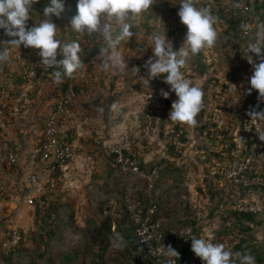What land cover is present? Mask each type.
<instances>
[{
	"label": "rangeland",
	"instance_id": "1",
	"mask_svg": "<svg viewBox=\"0 0 264 264\" xmlns=\"http://www.w3.org/2000/svg\"><path fill=\"white\" fill-rule=\"evenodd\" d=\"M68 2L69 0H65V4ZM46 3L47 0H38L37 3L33 4L30 17L34 19L31 22L29 17L27 26H32L43 18L41 13ZM197 4L198 6L211 7L214 0H197ZM179 7L178 0H154L152 6L142 14L139 22L130 29L133 35L128 42L121 45L122 51L126 53L125 59L128 68L123 72L114 69L109 73H105L102 70L98 54L103 42L99 34H94L95 38H92V35L87 33L77 34L68 26L70 20L68 18L75 14V7L65 8V11L61 14V24H58L59 26L56 24L59 17L52 16L53 22L60 29L57 32L65 34V38L71 37L70 40L78 39L81 45L82 66L72 78L64 77L62 82H55L51 73L55 70L54 67L50 72L44 71L40 67L39 72L36 71V75L34 73L30 75L29 70L31 68L41 66V57L38 55V50L31 47L25 48L23 45L19 49L10 48L9 59L0 62V90L5 89L8 93L6 106L8 129L19 136L18 144L10 142L9 145L13 149L16 146L21 147L22 162L28 161L32 157L33 150L37 146V140L43 130L44 119L49 111L55 107L59 96L62 92H67L69 88L76 91L74 89L75 85H78L79 88L76 91L77 99L73 105V115L65 121L63 127L72 140L74 139L70 135L73 136L74 131L79 130L80 135L75 137V140L76 138L78 140V142L76 140L77 154L84 152L83 155L87 158V161L94 160L98 163L99 156L95 154V151L88 150L87 141L89 136L91 137L88 142L92 145V140L97 134L110 137L109 132L116 131L120 124H124L128 130H136V126L143 121L142 115L145 116L144 93L153 89V84H149V87L143 85L142 81L137 78L136 72L132 73L129 70L136 68V71L147 72L145 61L151 56L152 50L151 47L145 48L144 46L147 43L148 36L154 31L165 29L167 37L173 43V47H180L187 29L180 22L177 14ZM210 9L218 18L215 25L218 33L217 41L212 48L204 49L195 56H190L181 71L187 79L199 86L203 92L204 106L195 119L196 123L200 119L201 122L208 120L209 123L215 124L211 125V129L209 128L212 136L207 137L204 132L194 128L196 123L189 125L191 129H189L188 141L179 146L181 151L177 158L175 157L174 164L170 162L171 164L166 166L162 165L158 180L155 182V189L149 193L152 194L150 199L159 201V211L163 212L166 218L162 226L164 236L170 226L173 225L172 227L175 229L182 226L176 227L175 224H181L178 218L190 215V211L186 209L187 207L197 208V210L203 208L205 218L209 219L205 229L211 236L212 242L224 243L231 252L237 253L234 245L237 241L238 236L236 235L239 233L240 226L231 224L226 214L207 217L208 209L210 207L211 209L216 208L220 201L216 197H210L211 199H209L211 193L208 191L206 183L208 181L206 179L208 177L214 178L217 181L215 186L218 189L219 186L223 185L221 174L224 166L230 160V154L227 150H230L229 143L233 136H221V127L224 122L232 123L230 116L240 113L245 108L246 92L244 88L246 85L243 83L248 80L251 65L247 56H252V52L245 53L246 45L244 41H240L238 31L228 23L224 16L222 17L212 8ZM1 32L4 34L2 29ZM0 40L7 41L10 39H7L4 34V36L0 35ZM140 49H143V51H139ZM66 82H69V87L65 91L63 84ZM162 86L163 82L159 81L154 87L156 90H161ZM163 89L166 90V88ZM236 93L240 96L239 101L230 103V96ZM176 98L175 95L173 100ZM164 100L167 101V98H164ZM113 102L117 104L115 110L110 107ZM170 103L172 104L171 101ZM169 112L170 110L161 111L163 121L165 120L161 126L162 129L163 126L165 129L168 127ZM134 120L137 123H134ZM145 124L146 116L144 117V123L138 128L140 133H143L142 130ZM223 137L226 138L225 141L221 140ZM159 139L165 141L164 138ZM166 141L171 143L168 138H166ZM79 143H82L84 148H81L82 146ZM145 145V153H157V143H151V145L147 143ZM226 148L228 149L224 150ZM105 163L106 166L109 165L107 160ZM97 168L99 167H94L92 172L90 170L86 171V174H92V183L86 182L90 198V201L87 202V204L89 203L87 205L89 214L86 222L89 226L88 231L81 230V233L78 232L71 223L74 218L72 206L67 205V201L64 203L56 201V208H54L56 220L63 222L62 226L64 227L59 231L57 239L63 241L62 243L65 241L72 244V242L85 241L86 236H90L88 239L94 238L93 240L97 245L95 251L93 250L94 254L96 257H98V253L102 254L100 258L96 259V263L100 260H108L109 263L107 264H150L145 258L142 259L141 256H134V254L124 262L122 247L125 232L113 231L118 220L123 217L121 203L124 202L125 191L134 190L135 192L137 189L133 186L138 184L137 187L140 189L145 186V183L142 180L134 179L131 174L121 172L119 168H114L112 165H109L107 169L108 175L98 180ZM6 174L8 188L5 192L0 191V235L5 228L16 225L28 238L32 237V242L28 245L30 247L28 251L33 252L32 256L38 258L37 251H39L40 243L41 241L44 242V239L41 240L42 237L34 234L36 229L40 230L38 225L41 222L36 217L35 207L29 205L26 201L28 190L26 188V171L24 167L15 166L12 169L10 168ZM262 176L264 177V173H262ZM261 201L264 203V197L261 198ZM150 202L151 200L149 202L143 201L146 205ZM101 222L104 227L110 222L111 229L107 230L106 227H102L97 231ZM253 227V231L245 234L246 237L249 240L251 236H255L258 240L263 239L264 210L259 215L258 222L253 224ZM82 228H85V226H82ZM100 242H105L108 248L100 249ZM44 249L43 252L47 251V247ZM183 250H187L188 264H190V260L200 262V258L194 254L191 247L182 248L178 252V259L180 256V259H182L181 253ZM20 251L13 254L10 259L11 263H31V259L27 255L28 251L23 250V248ZM248 251L250 250L247 249L246 252ZM258 251L261 254L264 253V244L258 248ZM119 260L120 263H118ZM35 262L38 264L39 258Z\"/></svg>",
	"mask_w": 264,
	"mask_h": 264
},
{
	"label": "clouds",
	"instance_id": "2",
	"mask_svg": "<svg viewBox=\"0 0 264 264\" xmlns=\"http://www.w3.org/2000/svg\"><path fill=\"white\" fill-rule=\"evenodd\" d=\"M38 0H0V29L11 37L10 40H0V62L7 61L10 48H34L41 57L40 64L44 69L55 66L52 77L60 83L64 77L72 78L82 66L81 45L78 39L62 42L57 39V25L52 16L60 17L65 11V0H47L42 10V19L32 26H27L30 10ZM154 3V0H76V11L71 16L68 26L77 34H99L103 42L98 57L102 70L109 73L112 70L125 71L126 53L121 45L127 43L133 35L132 29ZM180 5L178 16L186 26V33L179 48H174L167 37L166 30L154 31L148 38L145 48L151 47L152 54L145 61L147 76L142 77L143 85L149 87L151 80L161 77L169 85V90L161 89L160 93L168 98L174 92L176 99L172 102L168 120L181 124L194 125L195 117L203 108V92L199 86L187 79L181 71L190 56H195L204 49L212 48L217 41L215 25L218 18L208 6H198L197 0H178ZM103 21V22H102ZM245 31L249 26H241ZM6 45V46H5ZM139 51H143L140 49ZM256 53V59L247 56L252 66L249 78L250 87L258 90V98L264 100V23L257 25L255 39L247 43L245 53ZM59 55V59L57 58ZM257 60L259 62H257ZM136 68L129 70L136 72ZM230 103H237L238 93L230 96ZM117 108L116 102L110 106ZM251 120H264V111H251ZM259 138L264 140V128L256 130ZM191 237V250L203 264H254L250 254L233 253L224 243H213L207 229L199 236ZM158 252L168 258L166 264H171V258L179 253L171 246H165Z\"/></svg>",
	"mask_w": 264,
	"mask_h": 264
},
{
	"label": "built area",
	"instance_id": "3",
	"mask_svg": "<svg viewBox=\"0 0 264 264\" xmlns=\"http://www.w3.org/2000/svg\"><path fill=\"white\" fill-rule=\"evenodd\" d=\"M225 13L232 19L240 17L241 26L247 24L248 30L243 28V35L246 43L255 39L257 25L264 23L262 18L251 11L248 0H229L225 7ZM257 54L253 57L256 59ZM59 57V55H58ZM257 62H259L257 60ZM251 72L253 71L251 66ZM36 75L35 69L29 71ZM33 75V76H34ZM136 76L142 81V77L147 76V72L137 71ZM157 81L163 82V88L169 90L161 77H157L150 81L155 86ZM146 102L145 116L146 124L142 132L137 133L138 140L142 143L146 136L151 137L152 143H157L160 147L161 157L164 158L168 154L166 144L156 136L163 120L161 114L167 105L160 90L155 88L144 93ZM175 93L171 92L169 99L173 102ZM77 99V94L73 89L67 91V95L56 101L55 107L51 109L45 120V129L42 130L37 140V146L33 150L32 156L34 160L36 156H40L43 164H38V168L27 176V182L31 184L29 195L26 201L29 205L36 204L39 210L45 206L46 197L54 200L56 190L63 181V175L69 170L70 159L73 157L77 144L74 140L68 138L66 129L63 127L65 121L73 115V105ZM264 100L256 96V103H246L245 108L238 113V116L232 114L230 116L232 123L224 122L222 129L226 130L233 136L235 145L228 150L230 160L223 168V185L220 193V205L234 212L242 213H259L264 210V203L261 198L264 196V177L262 176V168L260 163L264 158V140H261L256 132L257 128H263L260 120H251L249 113L251 111H262L261 106ZM7 106V92L5 89L0 90V133L3 132L5 126L4 111ZM167 136L169 129L162 130ZM182 132V130H181ZM252 133V134H250ZM250 138V142L245 143L244 139ZM155 141V142H154ZM94 146L101 150H105L106 158L111 165L119 166L123 171L128 172L134 179L142 180L149 190L155 186V182L159 175L157 164L151 167L143 166L142 157L134 147L131 135L126 130H121L118 136L112 141L96 138ZM18 160L16 152L10 147L7 140L0 138V164H12ZM33 163H37L33 161ZM61 172V173H60ZM135 183V182H134ZM138 184L133 186L137 189L135 192L131 190L124 195L127 212L130 214L132 224L136 228V237L138 240V251L145 249L148 252L150 264H163L162 257L164 255L158 252L159 249L171 245L177 249V245L186 242V239L192 234V226L184 225L178 229L170 228V233L175 234V238H168L162 234V221L166 218L163 212L159 211L157 201H152L146 205L138 195ZM8 188L6 179L0 173V191L5 192ZM123 214L124 211L121 210ZM160 214V215H159ZM1 235L6 238L9 247L18 245L22 239L20 230L16 225L8 227L1 231ZM175 263V257L171 258ZM195 264H203L196 262Z\"/></svg>",
	"mask_w": 264,
	"mask_h": 264
},
{
	"label": "trees",
	"instance_id": "4",
	"mask_svg": "<svg viewBox=\"0 0 264 264\" xmlns=\"http://www.w3.org/2000/svg\"><path fill=\"white\" fill-rule=\"evenodd\" d=\"M202 1H205V0H202ZM228 1L229 0H214V4H211L210 8H212L214 11H216L222 17L224 16L226 18V20L228 21V23L235 30L238 31V35H239L240 41H242V42L244 41L245 45H247L246 38L243 35V29H242L241 24H240L241 18L237 17L235 19H232L225 13L224 7H225V5H226V3ZM248 2L250 4V6H251V11L253 13L258 14L262 18V20L264 21V0H248ZM75 11H76V7H75ZM30 19H31V22H32L34 18L30 17ZM56 24H57V22H56ZM58 29H57V31H58ZM0 35L4 36V34L1 32V29H0ZM6 37H7V39H11V37H8V36H6ZM91 37L95 38V35L93 34ZM56 38L60 39L62 42L69 41L71 39V37L70 38H68V37L65 38V34H63V33L59 34V32H58V36ZM255 55H256V53L252 52V57H254ZM57 58L59 59L60 57H57ZM40 67H41L42 70L47 71V72L52 71L53 67L55 68V66H53V67H49L48 69H44V67L41 65L38 68H36V66H35L34 69L35 70L37 69L36 71L39 72V68ZM136 73H137V71H136ZM248 73H249L248 80L247 81L245 80L246 82L243 83L244 85H246L245 88H244V91L246 92L245 104L248 103V102H251L252 104H255L256 103V96L258 95V90L253 89L251 92H247V89L250 87L249 78H250V76L252 74L251 70H249ZM157 83H159V82L157 81ZM63 87H64V90L66 91L68 89V87H69V82L64 83ZM78 88H79L78 85L74 86V89L76 91H78ZM152 88H155V87L153 86ZM66 95H67V92H62V94L59 96L58 99H60L62 97H65ZM7 96H8V93H7ZM166 102H167V105L165 107V110L169 111L171 109V105L172 104L170 103L169 98H167ZM261 109H262V111H264V102L262 103ZM144 113H145V110H144ZM238 113H236V114L238 115ZM6 114H7V112H6V108H5V111H4L5 126L3 128V132L0 133V138L3 139V140H7L9 142V144H10V142L11 143L14 142V143L18 144L19 143V140H18L19 136L16 133H14V132H10V130L8 129ZM236 114H234V115L236 116ZM47 116H48V114H47ZM47 116H46V118H47ZM144 117L145 116L143 114L142 115L143 121L141 122V124L136 126V130H130V129L128 130L126 128V126H124V127H120V129H118V132L121 131V130L129 131V133L131 135V138L133 140V143H134V147H135L136 151L138 152V156L140 155L142 157V162H145V163H143V166L148 168V167L153 166L154 164H157L156 166L158 167V170L161 171L163 164L166 166L167 164H171V163L174 164L175 163V157L177 158V155H179L180 151H181L179 146L182 143L188 141L189 134H190V130L189 129H191V126L189 127V125H187V124H181L179 122L169 121V123L167 125L168 127H166L167 129H169V134L166 136L164 134V132L162 131L164 129V126H163V129L161 128L162 124L165 121V120L164 121L162 120V122L160 124L161 130L159 131V133L156 136L158 137V139L159 138H164L165 139L164 142L166 144V148L168 150V154H167L166 157L162 158L161 157L160 147L158 145L157 153L155 152V154H152L153 152L152 153L149 152L148 154H150L151 158L149 160H147V156H146V153L144 152L145 151L144 149L146 148L145 144L148 143V145H151V143H152L151 142V137L150 136H146L145 140L142 143H140V141L138 140V136H137V133L139 132L138 128H140L141 125L144 123ZM46 118L44 119L43 130L45 129V120H46ZM260 121L262 122V125H263V128H264V120H260ZM134 123H137L136 120H134ZM211 125H215V124L209 123L208 120H204L203 122H201V120L199 119V121H197V123L194 126V128H198L199 130L204 132V134L207 137H211L212 136L210 134L211 133V130H210L211 129ZM181 130H182V132H181ZM250 134H252V133H250ZM116 135L118 136L117 133H116ZM224 135H230V133L228 131H226V130H223L222 127H221V136H224ZM96 138H101V139L106 140L103 136L97 134L92 140V145H91L92 148L94 149V151H96L98 153L101 151L102 153L105 154V150L104 149L99 150V149H97L94 146V141H95ZM166 138H168V140H170L171 143H167ZM225 139L226 138H224V137L221 138V140H223V141H225ZM161 141H163V140H161ZM250 141L251 140L248 137L246 139H244L245 143H248ZM234 145H235V141L233 139H231V142L229 143V146L231 147V146H234ZM20 149H21L20 146H16V148L13 149L16 152L17 157H18V160L15 163H12L10 165L6 164V163H1L0 164V173L3 176V178L6 179L7 178L6 172L10 168L12 169V167H15V166L24 167V170L26 171V174H25V177H26V188L28 189L27 190V194H26V196H27V195H29V190H30V187H31L30 186L31 184H29L27 182V176L29 174H31L32 172H34L35 169L38 168V164L41 165V164H43V162L41 161V159H40L41 157L40 156L34 157L35 158L34 160H32L33 159V156H32L28 161L22 162V160H21L22 155L20 153ZM227 149L228 148H226L224 150H227ZM75 156H77L76 151H75L73 157L70 159V165H71L73 159L75 158ZM105 157H107V156L105 155ZM33 161L37 163V166H36L35 163H33ZM108 162L110 163L109 160H108ZM70 165H69V168H70ZM109 165L111 166V163ZM113 167L114 168H119L121 170V172H123L125 174H129L128 172L123 171L119 166H113ZM260 167L263 169V173H264V158H263L262 162L260 163ZM68 172H69V170L66 172V174L63 175V181L59 184V187L57 188V190L55 192L56 197H57L55 200L53 199V196H52V198L46 197L47 202H46L45 206L42 207L41 210H39V208L37 207L36 204L31 205V206L35 207L34 212L36 214V217L39 218L40 222H41L38 225L40 230L36 229L34 231V234H35V236L39 235L40 237H42V238H40L41 240L44 239V242L41 241V243H40L41 246H39V251H37V253L39 255L38 256V258H39L38 264H77V259L76 258L78 257V255L82 251L85 252V257L90 256L92 258L90 264H95L96 263V259L100 258L102 256L101 253H98V257L95 256L94 251H95V248H96L97 245L95 244V240H93L94 238L93 239H91V238L88 239L90 236H88V237L86 236L85 241H83V242L80 241V243H79V245L81 244L80 248H77L76 246L73 247L71 243H66V245H63V246H59V244H57V241H61V240L57 239V235H59V231H61L64 227L62 226L63 222H61V221L59 222V221L56 220L57 218H56V213L54 211V208H56L55 207L56 203H57L56 201L60 202L62 196H64L68 192V189L65 188V183L67 182L66 179L68 177V175H67ZM221 175H222V181L224 182L223 173ZM91 176H92V174H91ZM157 180H158V178H157ZM206 181H208V182H206L207 185H208V191L211 193V195L209 196V199L216 197V199H218V201H221L220 200V193L222 191V185L219 186V189H218L215 186V184H217L216 183L217 181H215V179L212 178V177H208L206 179ZM89 182H91V181H89ZM154 189L155 188H153L152 190H149L147 188V185L145 184V186H143L142 188H140L138 190V195H139V197L141 196L142 198L141 197L140 198L143 201H145V202H149L151 200V202L152 201H157L159 203L158 200L150 199V196L152 194H150L149 192L154 191ZM130 191L131 190L125 191V194L130 192ZM123 201H124V196H123ZM67 204L69 205L70 203L67 202ZM219 205L220 204L218 203V206L216 208H214V209H211V207H210L208 209L209 211H208V214H207L208 216L207 217H213V216L217 217L220 214L228 215V218L230 219V223L231 224H235V225L238 224L240 226L239 227V233L240 234L237 233V235H236L238 237H237L236 244L234 245V249L237 251V253L252 255L254 257V264H264V253L261 254L258 251V248L263 246V244H264V238L261 239V240H258L257 238H255V236H251L250 240H249L246 237V235H245L247 232L249 233V232L253 231V229H254L253 224L258 222L259 215L263 211H261L259 213L234 212V211H232L229 208L221 207ZM186 209H187V211L188 210L190 211L189 212L190 215H188L186 217L182 216V217L178 218L179 219L178 221L181 224H175V226L178 227L180 225H182V226L190 225V226H192V229H193L192 230V234H194L195 236L199 237L204 232V230L206 228V224H208L207 222L209 221V219L205 218L206 216H205V214H203V211H204L203 208H201L202 211L201 210H197V208H189V207H187ZM121 210L124 211V213L122 214L123 217L118 220L117 225L115 226L116 228L113 231H115V232H117V231L125 232L124 233L125 237H124L123 247H122V251H124L123 252L124 253V256H123L124 257V262H125L126 259L128 260L129 256L134 254V256H138V257L141 256L140 258H142V259L145 258V260H147L148 263H149V258H148L149 254H148V252L145 249H142L140 252L138 251L139 249H138V240H137V237H136V228L132 224V221H131V218H130V214L127 212L125 201L121 203ZM72 212H73V209H72ZM75 221L76 220L73 218V220H71V223L73 224ZM108 223L109 224H107L105 227L107 228V230H110L111 229L110 222H108ZM162 226H163V221H162ZM162 226H161V228H162ZM172 226H170L169 228H173ZM102 227L105 228L104 224L102 225V222H101V223H99V228H97V231L100 228H102ZM88 228H89V226L86 223L85 224V228H82V229L77 230V231L80 232V233H81V230L86 232V231H88ZM169 228H167L166 234L168 235V238L174 239L175 238V234H171L170 231H169L170 230ZM6 229L7 228H5L4 230H6ZM214 229H217V228H214ZM128 230H130V231L128 232ZM20 232H21V235H22V239H21V241H20V243L18 245H15L13 247H9L8 243L6 242V238L3 237L2 235H0V264H12L10 259L12 258L13 254H15L16 252L17 253L21 252L20 249H22V248H23V250H26V251H28L30 249V247L28 245L31 244V242H32L31 238L32 237L28 238L23 233L22 230ZM132 232H133V234H132ZM192 234H190V235H192ZM100 243H101L100 244V246H101L100 249L101 248H105V249L108 248V245L105 242H100ZM38 244H39V242H38ZM45 247H47V251L43 252L45 250L44 249ZM182 248L186 249V248H189V246H183V247L177 248L175 250L177 252H179ZM247 249H249L250 251L246 252ZM181 254H182V259H180L181 256L179 257V259H178V257H175V263H173L172 259H171V264H188L187 263V250H183V252ZM27 255H28V258L31 259V263H29V264H37L35 262V260L38 259V258L37 257L35 258V256H32L33 252L28 251ZM31 256L34 257V258H32ZM166 260H168V258L163 256L162 257V263L166 264ZM199 261L202 262L201 259ZM97 263L98 264H107L109 262H108V260H106V261L105 260L104 261L100 260ZM118 263H120V260H119ZM189 263L190 264H195L196 262H192L190 260Z\"/></svg>",
	"mask_w": 264,
	"mask_h": 264
},
{
	"label": "crops",
	"instance_id": "5",
	"mask_svg": "<svg viewBox=\"0 0 264 264\" xmlns=\"http://www.w3.org/2000/svg\"><path fill=\"white\" fill-rule=\"evenodd\" d=\"M71 7H76V1L69 0V2L67 4H65V8H71ZM68 19H70V18H68ZM56 22H57V24H61V16L58 18V20ZM120 127H124V124H120L116 131L109 132L110 137L104 136V138L107 141L114 140V138H116V136H117L116 133L117 134L119 133L118 129H120ZM79 135H80L79 130H75L73 136L71 134L70 137H72L74 139V141L76 142L77 138L75 140V137L79 136ZM90 137L91 136L88 137V141L90 140ZM88 141H87L88 150L94 151V149L92 148V146H90L91 144ZM77 142H78V140H77ZM79 145L82 146L81 148H84L82 143H79ZM83 153H78L70 165L69 172L67 174L68 177L66 179L67 182L65 183V188L68 189V192L64 196H62L61 201H60L61 203H64L67 201L72 206V209H73L72 215H73L74 219L76 220L74 222V224H72V225L76 230H80L82 226H85V223L87 222L88 214H89L88 208H87V205L89 203L87 204V202L90 201V198L88 196V190H87L88 186H87L86 182H89V181L92 182V179H91L92 177H91V175L86 174V171L90 170L92 172V169L94 167H99V168H97L96 173L98 174V177H97L98 180H101L104 178V176L108 175L107 169L109 168V165L106 166V163H105L107 158L105 157V154L102 153L101 151L99 152V153H101V155L95 151V154H97L99 156V160H98L99 165L94 160L87 161V158H85ZM146 156H147V160H149L151 158L150 154H148V153H146ZM62 242L57 241V244H59V246L66 245L65 241H64L65 244ZM79 243H80V241L72 242V246L73 247L76 246L77 248H80L81 244L79 245ZM183 246L191 247V238H187L186 242H184V243L182 242L181 244L177 245V248H181ZM76 259H77V264H90V262L92 260V258L90 256L85 257L84 251L80 252V254L78 255V257Z\"/></svg>",
	"mask_w": 264,
	"mask_h": 264
}]
</instances>
